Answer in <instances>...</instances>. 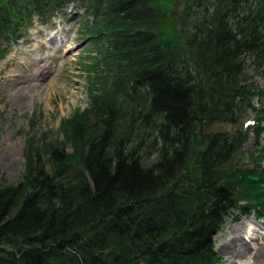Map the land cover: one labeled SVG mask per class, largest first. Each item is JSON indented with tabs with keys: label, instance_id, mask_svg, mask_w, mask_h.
Instances as JSON below:
<instances>
[{
	"label": "trees",
	"instance_id": "16d2710c",
	"mask_svg": "<svg viewBox=\"0 0 264 264\" xmlns=\"http://www.w3.org/2000/svg\"><path fill=\"white\" fill-rule=\"evenodd\" d=\"M69 3L95 20L89 106L62 142L29 140L22 182L0 185V264H219L227 222L264 217V152L234 163L250 113L264 122L248 74L264 73V0H188L173 36L155 0H0V61Z\"/></svg>",
	"mask_w": 264,
	"mask_h": 264
},
{
	"label": "rangeland",
	"instance_id": "374dc122",
	"mask_svg": "<svg viewBox=\"0 0 264 264\" xmlns=\"http://www.w3.org/2000/svg\"><path fill=\"white\" fill-rule=\"evenodd\" d=\"M187 1L155 0L156 7L170 15V22L165 27L166 35H174L171 21L184 10ZM86 21L84 10L74 6H70L63 14H56L47 27L35 21L26 38L12 45L8 57L1 61V186H17L22 182L26 169L25 149L29 140L34 142L35 147H41L44 144L43 140L62 142L64 140L60 132L62 121L73 117L77 111L87 109L88 75L84 63L94 55L95 45L90 32L85 30ZM48 31L61 35L60 44L56 46L58 49L50 50L46 47ZM248 74L254 77L252 86L264 90V73L254 72V68L249 67ZM253 105L257 108L261 106L262 114L264 96L257 97ZM248 121L253 128L256 125L264 128L260 115L250 113ZM225 129L234 128L215 127V131ZM259 132V139L252 132L244 153L235 158V165L253 166L254 162L250 155L264 152V132L263 130ZM150 135L149 131L141 132L133 136V143L137 144L143 140V149H146L154 139ZM154 160L156 154L153 152L147 156V163L150 164ZM257 164L264 166V159ZM252 225L254 235L240 233L242 226ZM248 239L253 241L249 249L245 250L243 245L247 244ZM214 241L220 264H258L259 262L252 257L257 250L264 249V217L257 219L250 215L230 219Z\"/></svg>",
	"mask_w": 264,
	"mask_h": 264
},
{
	"label": "bare ground",
	"instance_id": "6f19581e",
	"mask_svg": "<svg viewBox=\"0 0 264 264\" xmlns=\"http://www.w3.org/2000/svg\"><path fill=\"white\" fill-rule=\"evenodd\" d=\"M58 33H56V34H54V33H50L49 31L46 33V37H47V44H45L46 45V47L48 48V49H50V50H52V49H58L56 46L58 45V44H60V37H61V35L59 34V36L57 35ZM62 34H63V31H62ZM63 43V42H62ZM38 50L40 49V47H38L37 48ZM41 68V67H40ZM253 231H254V225H252V226H242L241 228H240V233L242 234V233H248V235H251V234H253ZM254 235V234H253ZM242 237V236H241ZM243 238V237H242ZM253 239H256V238H253ZM248 242H247V244H244L243 246H244V249L245 250H248L249 249V246H250V243L253 241V240H247ZM252 259H254V260H256V261H258L259 263H262L263 262V264H264V249L263 250H257L256 252H255V255L252 257ZM257 262V263H258ZM254 263H256V262H254ZM258 263V264H259Z\"/></svg>",
	"mask_w": 264,
	"mask_h": 264
}]
</instances>
